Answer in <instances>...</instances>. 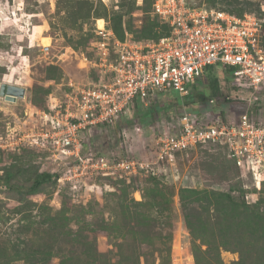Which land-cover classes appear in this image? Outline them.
Returning <instances> with one entry per match:
<instances>
[{
  "label": "rangeland",
  "instance_id": "rangeland-1",
  "mask_svg": "<svg viewBox=\"0 0 264 264\" xmlns=\"http://www.w3.org/2000/svg\"><path fill=\"white\" fill-rule=\"evenodd\" d=\"M154 1L0 0V136L9 123L21 133L41 130L40 110L60 106L72 91L70 83L83 86L96 80L93 41L99 19L122 41L165 36L167 27L153 12ZM198 1L239 16L255 14L264 46V0ZM231 82L226 66L215 65L183 106L174 91L158 92L144 102L140 114L113 127L95 126L84 140L93 153L153 160L159 138L172 133L184 108L232 119L252 99V113L263 122L264 101L257 106L255 96L264 99V86L253 96L249 87ZM4 84L19 92L14 97L1 94ZM60 169L49 149H0V264H91L97 252L102 260L96 264L214 263L206 240L219 242L222 237H229L228 244L235 240L231 248L237 249L219 247L224 264L246 254L251 264H264V185L256 201L245 197L244 202L238 170L223 145L183 152L159 176L57 179L27 193L36 174ZM184 189L206 193L187 206L181 200ZM228 196L245 203V210L236 209ZM249 208L258 209L263 218L254 217ZM89 226L94 229L88 231Z\"/></svg>",
  "mask_w": 264,
  "mask_h": 264
},
{
  "label": "built area",
  "instance_id": "built-area-1",
  "mask_svg": "<svg viewBox=\"0 0 264 264\" xmlns=\"http://www.w3.org/2000/svg\"><path fill=\"white\" fill-rule=\"evenodd\" d=\"M153 12L170 28L157 41H122L104 19L102 26L97 24L96 80L83 86L70 83L72 91L60 106L40 110L45 127L39 131L21 133L9 123L0 136V149H49L63 172L59 180L77 181L99 175L159 176L173 168L183 152L223 145L238 169L246 199L256 201L264 184V121L253 115L252 99L232 119L218 118L210 111H178L172 133L159 138L153 160L134 154L93 153L84 140L94 126L119 124L136 97L145 102L158 92L174 90L183 106L210 66H227L235 87L247 86L253 96L261 92L264 46L255 14L239 16L198 0H155ZM255 99L257 106L263 105V98Z\"/></svg>",
  "mask_w": 264,
  "mask_h": 264
},
{
  "label": "trees",
  "instance_id": "trees-1",
  "mask_svg": "<svg viewBox=\"0 0 264 264\" xmlns=\"http://www.w3.org/2000/svg\"><path fill=\"white\" fill-rule=\"evenodd\" d=\"M243 15L244 14H242L241 16H243ZM166 27H167V34H169L170 33V28L167 25H166ZM115 31H116L117 34L120 33L118 29H116ZM210 67H213V66H210ZM210 67L206 68V70H208ZM226 68H227L228 72L230 73L231 69H229L227 66H226ZM214 80H215V82H214L213 86H214V88H215V90L217 92L218 89H219V87H218V80L217 79H214ZM196 85H195V88H196ZM172 91H174V90H172ZM174 92L177 93L176 91H174ZM202 99H205V97L203 95H202ZM177 101H178V103L181 102V98H180L179 95L177 96ZM143 106H144V101H142V99L140 97H136L133 100L132 104H131L130 110L126 113L125 116L123 115L122 120L131 119L132 117H134L135 114H140L141 113L140 111H141V109H142ZM221 113H223V115H224V112L223 111ZM93 128H92V130H93ZM85 146H87L86 143H85ZM22 149H26V147H23ZM233 164H234V162H233ZM236 169H237V167H236ZM59 177H60V173H58V172H49V171L40 172V173L36 174V176L34 177L31 185L28 186L27 193L28 194L37 193L39 191V189H40V187H41L42 184H44L45 182H49L51 180H54L55 181V180L59 179ZM240 191L242 192L243 198L245 199L246 192L241 187V184H240ZM202 193H206V191H197L195 189H184V190H182L181 200L184 202L185 205L188 206V205H191V203L196 202L199 199V196ZM212 194L214 195V197L216 199H219V197L216 195L215 192H212ZM244 199H243V201L244 202H247L246 199L245 200ZM227 200L230 201L231 202L230 204L234 205V207L236 209H244L245 210V206H247L245 203L235 202L234 199L231 196H228L227 197ZM248 210L251 211V213L254 215V217H257V218H260V219L263 218L260 215L258 209L249 208ZM89 224L91 225L92 223H89ZM89 227H91V226H89ZM93 229L94 228L91 227V229H89L88 231H90V230L92 231ZM205 240L206 239L204 238L203 241H205ZM206 241L208 243H210V248H211V255L210 256H212L214 258V263H212L211 261H206L205 260V262H204L205 264H224L223 261L221 260L220 253H219V247L220 246H223L225 249H230V250L234 249V250H237L236 248H231L232 243L236 242L235 240H232V242H230V244H228L229 241H230L229 237H222V240L219 241V242H216V241L212 242L210 240L209 241L206 240ZM196 250L198 251L199 249L195 248V251ZM98 251H99V249H98ZM196 256H197V260L200 262V255L196 253ZM250 259H251V257L246 254L241 260L234 261L232 264H251L252 263V260L250 261ZM101 260H102V258L100 256V254L97 252L96 256H93L92 257V261H91L92 263L91 264H96L97 261L99 262ZM77 261H80V260H77ZM107 264H111V263L108 262ZM133 264H135V262Z\"/></svg>",
  "mask_w": 264,
  "mask_h": 264
},
{
  "label": "flooded vegetation",
  "instance_id": "flooded-vegetation-1",
  "mask_svg": "<svg viewBox=\"0 0 264 264\" xmlns=\"http://www.w3.org/2000/svg\"><path fill=\"white\" fill-rule=\"evenodd\" d=\"M9 90V87L6 88V92L9 94L10 93V96L14 97L16 93H18L19 91L15 88H12L10 87V92L8 91ZM16 90V91H15ZM14 95V96H13Z\"/></svg>",
  "mask_w": 264,
  "mask_h": 264
},
{
  "label": "water",
  "instance_id": "water-1",
  "mask_svg": "<svg viewBox=\"0 0 264 264\" xmlns=\"http://www.w3.org/2000/svg\"><path fill=\"white\" fill-rule=\"evenodd\" d=\"M6 88H7V86L4 84L3 86H2V89H1V94H3V95H5V93H6ZM12 88H14V87H12ZM16 89V88H15ZM9 92H10V87H9V90H8ZM16 91V90H15ZM8 97H9V95H8Z\"/></svg>",
  "mask_w": 264,
  "mask_h": 264
},
{
  "label": "bare ground",
  "instance_id": "bare-ground-1",
  "mask_svg": "<svg viewBox=\"0 0 264 264\" xmlns=\"http://www.w3.org/2000/svg\"><path fill=\"white\" fill-rule=\"evenodd\" d=\"M98 23H99L100 26H102L103 25V19H99Z\"/></svg>",
  "mask_w": 264,
  "mask_h": 264
}]
</instances>
